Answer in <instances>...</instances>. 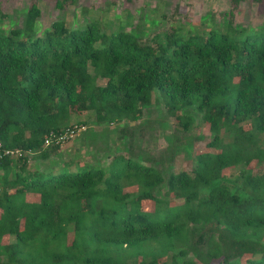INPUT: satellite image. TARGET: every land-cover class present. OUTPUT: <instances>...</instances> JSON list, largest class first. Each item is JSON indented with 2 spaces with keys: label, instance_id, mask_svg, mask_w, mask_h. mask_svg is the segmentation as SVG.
<instances>
[{
  "label": "trees",
  "instance_id": "trees-1",
  "mask_svg": "<svg viewBox=\"0 0 264 264\" xmlns=\"http://www.w3.org/2000/svg\"><path fill=\"white\" fill-rule=\"evenodd\" d=\"M39 17L32 3L0 32V264H264V28L177 24L142 39L56 20L37 35ZM154 92L178 128L194 107L214 134L189 172L121 152L93 164L78 147L30 169L60 149L44 138L75 110L136 122ZM131 134L117 130L128 152Z\"/></svg>",
  "mask_w": 264,
  "mask_h": 264
},
{
  "label": "rangeland",
  "instance_id": "rangeland-1",
  "mask_svg": "<svg viewBox=\"0 0 264 264\" xmlns=\"http://www.w3.org/2000/svg\"><path fill=\"white\" fill-rule=\"evenodd\" d=\"M32 3L40 9V17L34 26L37 35L56 20H64L70 27L96 22L106 33L123 30L142 39H150L155 32L177 24L183 33L213 27L224 31L228 21L249 33L264 28V0H241L236 4L232 0H69L63 10L55 7V0H0V32L6 35L20 26L24 12ZM193 108L187 111L194 118L189 131L176 126L174 116L166 112L157 92H154L152 104L143 110L142 117L136 122L122 120L116 124L97 125L92 111L75 110L70 124H82L85 130L64 142L46 162H30L29 167L31 170L35 167L43 169V163L58 166L71 159L78 147L81 161L93 164L103 159L100 156L103 151L106 152L104 159L106 154L110 157L121 152L125 157L131 154L135 160L148 165L157 161L153 164L157 170L171 166L174 172H189L195 155L202 152L214 136L208 126L200 122V113ZM124 126L132 132L129 152L127 141L117 138V130ZM95 133H106L107 145L93 143ZM239 168L227 169L224 174H235Z\"/></svg>",
  "mask_w": 264,
  "mask_h": 264
},
{
  "label": "built area",
  "instance_id": "built-area-1",
  "mask_svg": "<svg viewBox=\"0 0 264 264\" xmlns=\"http://www.w3.org/2000/svg\"><path fill=\"white\" fill-rule=\"evenodd\" d=\"M83 130H85V127L82 124H70L68 127L62 129L61 131H51L44 138V146H49L52 144L62 145L64 142L81 133ZM7 153L8 152H6L5 154Z\"/></svg>",
  "mask_w": 264,
  "mask_h": 264
}]
</instances>
